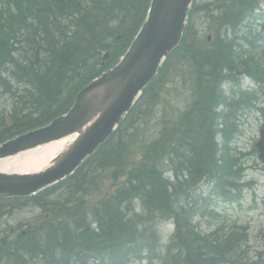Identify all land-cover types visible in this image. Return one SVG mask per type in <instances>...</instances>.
Returning <instances> with one entry per match:
<instances>
[{"label": "trees", "instance_id": "16d2710c", "mask_svg": "<svg viewBox=\"0 0 264 264\" xmlns=\"http://www.w3.org/2000/svg\"><path fill=\"white\" fill-rule=\"evenodd\" d=\"M262 4L264 0H232L220 5L216 9V17L210 16L212 23L219 28L210 44L192 38L195 30L192 36L190 30L183 43V51L178 50L174 54L177 56L167 61L156 82L145 90L118 131L88 161V165L92 160L96 164L106 163L104 168L119 165L129 158L128 151L137 143H140L138 149L146 148L147 143L141 140L146 135H141V130H145V124L153 116L162 88L171 75L169 66H173L181 51L185 57L188 56L192 73L196 77L199 75L200 81L204 79L194 89L198 96L196 110L187 114L188 121L180 139L198 138L199 143L189 141L187 146H191L199 155L198 161L204 165L199 170H190L198 175L186 184L185 192L190 197L186 196L185 206L174 208L168 215L186 213L190 218L192 209L187 208L192 200L190 193L205 178L215 180L227 189L234 187L231 180L237 178L238 163L228 144L230 136L237 132L233 123L237 112L244 103L251 104L253 98L239 89L236 93L231 92L233 97L229 102L220 87L223 77L216 80L215 76L224 55V60L228 64L235 63L239 72L264 80V57H255L245 49L246 44L247 47H257L256 43L264 40L263 35L244 30L247 24L264 20V12L260 9ZM149 5L150 0H0V91L14 100L10 121L0 124V143L43 126L65 113L77 93L125 53L143 25ZM257 10L261 14H257ZM223 35L229 44L222 40ZM200 42L203 45H199ZM105 53L110 55L103 64ZM258 58L263 60L258 61ZM233 76L229 81L237 85V77ZM220 105L225 109L218 113ZM217 132L222 134L221 148L215 141ZM206 135L210 146L201 147L202 140L206 142ZM123 144L124 150L120 149ZM192 158L184 163L186 169L194 168ZM145 166L139 167L137 172ZM138 178L139 175L131 177L126 186L116 190L103 207L94 211L96 227L92 228L84 219L76 221L74 227L83 223L99 231L100 237L93 238L92 243L83 234L69 240L62 231L71 227L50 224L41 231L50 234L59 231V236L39 243L28 260L27 254H18L24 245H0V264H130L145 258L160 260L163 264H260L245 262L248 260L237 232L223 237L202 236L187 217V225L171 238L172 242L166 247H162L158 239L110 237L106 215L118 220L127 218L130 207L123 205V196ZM42 197L36 198L38 204ZM175 242L181 244L174 246ZM176 248L178 250H174ZM174 251L181 261L174 262Z\"/></svg>", "mask_w": 264, "mask_h": 264}, {"label": "water", "instance_id": "95a60500", "mask_svg": "<svg viewBox=\"0 0 264 264\" xmlns=\"http://www.w3.org/2000/svg\"><path fill=\"white\" fill-rule=\"evenodd\" d=\"M191 1L153 0L149 18L124 58L83 89L67 115L0 147V158H5L78 135L67 150L39 173H0V198L29 196L69 176L109 138L141 91L155 78L163 59L179 45ZM262 133L258 147L264 158ZM124 175L123 169H112L102 178L116 180Z\"/></svg>", "mask_w": 264, "mask_h": 264}, {"label": "bare ground", "instance_id": "6f19581e", "mask_svg": "<svg viewBox=\"0 0 264 264\" xmlns=\"http://www.w3.org/2000/svg\"><path fill=\"white\" fill-rule=\"evenodd\" d=\"M232 0H217L215 8L211 10V16L217 15L216 9L220 5L228 4ZM221 9H219L220 11ZM261 14V12L257 13ZM249 25V24H247ZM247 29V28H245ZM240 34V33H239ZM195 38L198 39V36H195ZM222 40L229 44V41L227 38L223 35ZM206 48L207 45L203 46ZM221 47V44L220 46ZM226 49V48H225ZM211 50H213L211 48ZM233 51L232 47L230 49ZM222 51V50H221ZM184 56V55H183ZM180 56L176 58L173 62L172 66V73L175 75L176 78L182 77V80L179 81L180 84H176V89L179 94H181V91H186L190 93L193 91L198 83L200 84L203 82V79L199 80V75L197 77L192 73L193 71L190 68V60L187 57ZM224 55H222L221 58V66L216 70L217 75L215 76L216 80H219L221 77H223V82L221 83V90L223 91V88H226V85L228 81L233 78H236V76L239 73V70H237L236 66L233 64H228L226 60H224ZM184 60L188 64V68H180L181 61ZM219 73V74H218ZM236 75V76H235ZM165 87V85H164ZM167 88V87H166ZM164 88L163 91H161V94L166 90ZM225 93V91H223ZM200 93V90H199ZM197 96V95H196ZM195 96V97H196ZM229 102L231 101V94L227 93L225 95ZM233 113V112H232ZM164 124V123H163ZM222 127V126H221ZM149 135V130H141V135ZM210 135V133H208ZM181 135V134H180ZM215 138L217 137V134L214 135ZM76 138V136H71L66 139H63L61 141L54 142L50 145H47L43 147L42 149H36L28 152L24 157V159H20L19 157H15L13 160H4L0 161V173H6V174H31L38 172L48 166L50 161L55 157V154L64 148V146L68 143L73 141V139ZM202 138V137H201ZM188 141L185 140H179L176 141L173 145V149L171 152L166 154V159L163 160L162 166L160 168V172L156 171L154 168L151 167V165H146L144 168H142L140 171L136 172V175H139V178L136 180L134 185L132 186V189H129L123 196L125 198V202L123 205H126L127 208L133 212L132 216H134L135 220L131 221L128 218L125 217L124 220H118L116 218H110L106 215V219L109 223L107 231L110 237H119V236H125L126 238L130 240H136L138 238H145V239H158L161 244H165L164 247L168 246L171 241V238H173L176 233L179 231H182L186 225V217L190 221L192 219L186 216V213L181 215H174L170 214L169 212L173 211L174 208H181L185 206L186 196L189 199L190 195L187 194L186 191V184L188 180L193 181L195 177L198 175L196 172H192L193 170H199V167H202L204 163L198 161L199 155L195 152H193L190 145L187 146V143L190 142H198V138L193 140L186 137ZM206 142H202L201 147H204L207 145L210 146L208 137H204ZM140 143H137L134 147L138 149ZM180 146V147H179ZM179 147V148H178ZM178 148V149H177ZM120 149L124 150L125 146L124 144L120 146ZM178 151V152H177ZM208 156V155H207ZM193 157L191 161L194 162L195 166L191 169L184 166V163L187 162V159ZM106 166V163H100L96 164L95 162L86 166V169L89 172H92L90 174H87L86 176L81 175L80 177L75 174L68 178L63 185V189H66V192L68 193V196L65 195V198H59L58 201H54L48 205H44V210L55 214L57 212H62L63 205L66 206L67 202L70 201L72 204H76V202L79 199V189L86 186V183L88 179L90 178V181L95 179H102V177L105 175V173L109 170L108 168H104ZM189 169V170H188ZM192 170V171H190ZM193 175V178H192ZM79 181L78 187L74 186L72 182ZM174 180V181H173ZM88 181V183L90 182ZM77 193L75 197L71 198L69 194ZM191 194V193H190ZM192 196V195H191ZM63 204V205H62ZM172 207V209H170ZM179 213V212H177ZM169 217V218H167ZM88 223V222H85ZM49 224H44L42 227H40V230L47 227ZM174 226V230L172 233H170L168 236L163 234V228L165 226ZM71 227L70 229H65L62 231L63 234H65V237L71 240L70 238L73 236H81L83 234L87 240H89L92 243V239H98L100 237L99 231L96 232L88 225H83L81 223L80 225H76L74 227V224L72 223H65L61 227ZM94 231V232H93ZM42 234V236L40 235ZM59 231L53 232V233H47L44 231H37L34 233L33 237L30 238H23L18 239L16 241L9 239L4 234L0 233V245L6 246L7 244H22L24 245L23 249H20V253L18 254H27L26 260L29 259V256L31 257L35 250L38 248L39 243H44L46 240L53 239L54 237L59 236ZM169 242V243H167ZM172 242V241H171ZM181 244V242H175V245ZM178 250V248L174 249ZM174 262L181 261L180 256L174 251ZM18 259V258H16Z\"/></svg>", "mask_w": 264, "mask_h": 264}, {"label": "rangeland", "instance_id": "374dc122", "mask_svg": "<svg viewBox=\"0 0 264 264\" xmlns=\"http://www.w3.org/2000/svg\"><path fill=\"white\" fill-rule=\"evenodd\" d=\"M215 1L217 0H197V3L202 6L210 4L209 7L215 8ZM211 14V10L207 11L199 9V12L194 15L192 21L195 35L192 36V30V38L198 36V39L200 38L201 41L205 42L208 37L215 38L217 30L215 28L216 25L212 23L213 20L210 18ZM199 45L203 44L200 42ZM261 54L264 55V50L261 51ZM183 55L184 53L178 54V56ZM180 63V68H188L186 61L182 60ZM181 80L182 77L176 78L175 76H170L168 79L169 83L166 85L167 88L164 91V96L160 99L161 103L158 109L154 111L149 122L147 121L148 124H145L144 129L149 130V135L147 136L146 134L145 138H141V140L151 144H162L165 139L164 136L168 137L169 130L172 132L177 125L176 123L179 116L184 111V107L189 106L193 99H195L193 91L190 93L181 91V94L177 92L176 84H180L179 81ZM240 81L244 88H254L255 86L250 79L241 77ZM227 86L230 87L229 85ZM255 107L256 109L252 111H245V109L239 110L236 121L239 120V123L241 124V133L237 135L231 143L233 155L238 157L240 160L239 165L240 167L243 166L244 169L243 173L239 175L241 178V187L238 188L242 193V198L234 205L221 202V200H216L214 204H216L215 207L219 212L220 217L217 220L202 221L200 222V227L201 231L206 233L212 229H216L219 225H224V222H227L230 225L237 224L243 229V231L238 233L248 235L246 236L248 237V255L251 258L258 259L259 257L264 256V166L260 163L258 154L253 152V147L260 137V129L264 126V111L261 112V110L264 109V97H259V101L256 103ZM11 110L12 101L10 98L7 95H0V119H2V116H4L3 119H8ZM166 130L167 133H165ZM217 139L219 140V138ZM69 143L70 142H68V144ZM43 147L38 149H42ZM61 151L62 150H59L55 156ZM128 152L131 153V151ZM27 153H21L17 158L19 157L22 160L28 155ZM133 158L134 160H138L140 158V153L136 152L133 155ZM13 159L14 158H10L9 160ZM84 176H86V174H84ZM72 183L74 186L78 187L79 181L76 180ZM88 187L90 190L93 189V185H88ZM200 190V193L206 197L209 194L210 188L206 185H202ZM105 192L106 186L99 185L93 193H90V195L86 197V199L90 198V201H87V204L91 205L101 199ZM45 214V212H41L39 209H34L33 207L28 206L21 210H16L13 214L8 215L7 218L2 219L1 216L0 233L5 232L7 234L11 225H22L31 220L34 216L39 217V224H42V219L45 217ZM93 220L94 219L88 218L86 222L92 226ZM197 220L195 219L194 222H197ZM229 224H227V226ZM173 230V225L165 226L162 232L168 236ZM158 263L159 262H137L133 264Z\"/></svg>", "mask_w": 264, "mask_h": 264}, {"label": "flooded vegetation", "instance_id": "af4514ba", "mask_svg": "<svg viewBox=\"0 0 264 264\" xmlns=\"http://www.w3.org/2000/svg\"><path fill=\"white\" fill-rule=\"evenodd\" d=\"M18 229H19V227L16 228V230H18Z\"/></svg>", "mask_w": 264, "mask_h": 264}]
</instances>
